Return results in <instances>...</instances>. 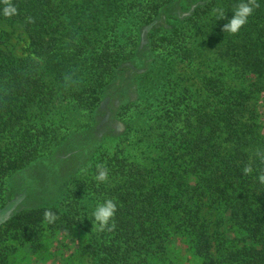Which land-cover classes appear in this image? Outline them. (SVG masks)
Returning <instances> with one entry per match:
<instances>
[{
	"label": "trees",
	"instance_id": "obj_1",
	"mask_svg": "<svg viewBox=\"0 0 264 264\" xmlns=\"http://www.w3.org/2000/svg\"><path fill=\"white\" fill-rule=\"evenodd\" d=\"M239 2L12 0L17 14L0 15L1 26L22 30L38 62L0 48V238L23 247L43 226L70 233L83 219L90 230L95 204L113 199L114 227L93 231L91 264L145 262L174 218L204 264H264L255 156L264 150V0L237 34L224 33ZM215 7L225 20L210 15ZM131 38L179 52L163 61L140 45L126 53ZM136 105L137 121L122 119ZM98 164L109 171L102 184ZM212 206L245 242L219 257L201 217Z\"/></svg>",
	"mask_w": 264,
	"mask_h": 264
},
{
	"label": "rangeland",
	"instance_id": "obj_2",
	"mask_svg": "<svg viewBox=\"0 0 264 264\" xmlns=\"http://www.w3.org/2000/svg\"><path fill=\"white\" fill-rule=\"evenodd\" d=\"M138 45L142 47L143 53H154L156 58L161 61L175 59L177 57L176 54L179 52L177 44L167 45L166 42L158 38L154 39V43L150 42V40H145V38L139 43L131 38L127 43L126 53L136 51ZM0 48L11 53L15 58L29 57L38 62V59L29 49L26 35L17 27L3 24L1 26L0 23ZM155 67L150 72L151 76L161 74V68L164 69L160 66V63ZM259 105L261 113L260 123L264 128V100ZM140 106L143 107V104ZM137 108L138 105L124 111L122 119L134 120L138 117ZM148 111L154 117L160 118V115L154 114L152 109ZM115 126L117 125L113 124L111 128H115ZM62 133L63 131H60L59 134ZM113 148V146L107 145L104 151L111 153ZM3 184L4 181L0 184V208L3 205L2 198H4ZM215 207L204 209L201 217L208 225L212 236L213 254L215 257H219L224 253L223 251L226 250V247L238 249L244 246L245 242L242 240L244 235L228 221L229 214L225 213L223 217V214H218V209ZM8 213L10 214L11 210ZM177 219L174 218L172 225L168 228V238L164 241L162 247L154 249L156 254L153 257L149 256L141 264H204L203 260L194 253L193 237L181 224L178 225ZM88 223L86 219H83L79 225L72 228L70 233H64L60 230H48L43 226L37 232L35 240L23 247L18 246L17 242L7 238H0V264H91V258L87 254L86 248L94 242L93 231L96 233V227L91 222L89 230Z\"/></svg>",
	"mask_w": 264,
	"mask_h": 264
},
{
	"label": "clouds",
	"instance_id": "obj_3",
	"mask_svg": "<svg viewBox=\"0 0 264 264\" xmlns=\"http://www.w3.org/2000/svg\"><path fill=\"white\" fill-rule=\"evenodd\" d=\"M256 7L255 0H240L238 5L232 10V15L227 22L224 23L222 31L231 35L237 34L244 25L247 24L249 17L253 14ZM17 14V8L12 3V0H0V15L4 17H13ZM210 15L216 20H225L226 12L221 7H215L211 10ZM257 160L264 163V150H257L255 153ZM252 164H246L242 169L243 175H250L253 172ZM109 171L107 167L102 164L96 166L95 180L102 184L107 181ZM257 182L264 185V170L257 173ZM117 211V203L113 199H104L102 202L95 204L92 209V222L95 224L97 231L111 230L114 227L113 219ZM43 219L51 224L56 221L57 216L51 211H45Z\"/></svg>",
	"mask_w": 264,
	"mask_h": 264
}]
</instances>
